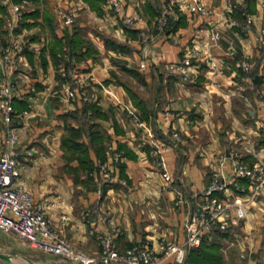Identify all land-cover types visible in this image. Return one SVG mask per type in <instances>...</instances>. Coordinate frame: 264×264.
I'll list each match as a JSON object with an SVG mask.
<instances>
[{
    "label": "crops",
    "instance_id": "obj_1",
    "mask_svg": "<svg viewBox=\"0 0 264 264\" xmlns=\"http://www.w3.org/2000/svg\"><path fill=\"white\" fill-rule=\"evenodd\" d=\"M19 1L22 18L17 36L27 41L20 50L18 67L10 72L17 87L12 100L21 161L16 180L31 190L53 222L60 223L62 212L69 214L59 224L60 231L73 246L90 255H98V235L104 232L111 233L121 249L138 240L156 245L161 236L183 241L195 194L206 188L214 169H222L218 155L236 148L245 159L254 160L252 148L264 142L259 127L264 118V44L256 37L264 24V0H204L207 13L191 11L189 0H178L165 25L159 16L166 0H125L127 13L144 15L143 21L130 25L135 35L103 0L99 11L88 0ZM230 2L236 6L231 7ZM4 7L0 4V27ZM59 8L73 9L75 22L60 24ZM46 14L54 20V31ZM85 24L96 28L84 32ZM214 29L221 33L216 42L211 38ZM65 30H77L98 49L75 60L83 71L81 87L90 100L78 90L69 96L62 92L63 78L50 44L54 33L63 36ZM99 32L132 48L105 47ZM144 32L148 40L142 39ZM193 46L203 54L195 59L192 78L172 73L170 63ZM208 51L215 64L207 57ZM243 53H249L255 62L253 76L236 64ZM115 56L123 59L121 63L111 60ZM122 71L131 79H122ZM85 103L98 105L100 113L90 106L82 110ZM88 122L98 124L102 140L91 142L84 134L79 139L88 142L97 163L108 166L110 177L82 169L63 149L67 126ZM3 124L5 128L4 120ZM3 131L0 153L5 147ZM175 132L181 137L175 138ZM154 139L168 144L163 151L173 174L168 186L155 155ZM118 142L125 148H119ZM110 144L122 151L119 160L123 166L113 159ZM101 145L105 156L100 161L96 149ZM226 165L223 173L231 177L232 166L228 161ZM257 206H252L257 212L264 210ZM252 207L248 217L256 213ZM249 259L248 264H263L257 253ZM0 264L76 263L30 245L14 231L0 229Z\"/></svg>",
    "mask_w": 264,
    "mask_h": 264
},
{
    "label": "built area",
    "instance_id": "obj_2",
    "mask_svg": "<svg viewBox=\"0 0 264 264\" xmlns=\"http://www.w3.org/2000/svg\"><path fill=\"white\" fill-rule=\"evenodd\" d=\"M105 5L123 18L129 25H134L144 20L143 13L129 14L125 11V0H103ZM178 0H166L159 21L165 25L169 12L175 11ZM0 4L8 7V16L5 25L9 30V40L2 39L0 33V69L2 81L0 83V111L6 123L5 147L0 153V229L3 231H14L16 235L27 241L34 247L50 251L70 258L76 264H184L187 260L189 250L199 246L203 240L215 233L229 228L235 222L248 217L250 208L264 198V142L252 148L254 160H247L243 152L238 149L223 151L217 157L222 162V169H214L212 178L206 188L197 192L196 201L188 211L185 222V238L178 242L166 236L157 239V244L149 240H138L124 249L119 248L114 237L109 232L98 235L100 249L98 255H90L85 250L73 246L60 231L59 224L69 218V214H60V223L53 222L45 213L42 203L35 201L30 189L16 180L19 174L20 159L18 157L19 132L14 121L13 97L17 91L16 83L10 76V72L18 66L16 52L21 47L15 28L18 25L22 11L19 0H0ZM231 7L236 4L230 2ZM189 10L209 12L204 0H189ZM60 24L70 25L75 21L76 13L70 8H59L57 10ZM143 40H148V35L141 34ZM221 33L218 29L211 32V38L216 42ZM257 40L264 44V24L256 35ZM69 57V48L66 47ZM199 47L193 46L187 50L185 55L170 63V71L179 73L184 78H192L195 59L202 56ZM211 62L214 56L210 51L206 52ZM74 66L67 70L64 62L58 63V68L63 76L62 92L69 96L75 90L84 99L90 100L86 90L82 86L83 77ZM237 66L244 72L253 70L255 62L249 53H243L237 58ZM263 95L262 92L259 93ZM140 123L139 119H135ZM260 133L264 138V118L259 120ZM175 138H180L178 132ZM155 143V155L158 164L163 168L162 175L166 186L173 179L172 172L167 168V160L163 151L168 147L165 142L153 140ZM114 160L122 159V151L109 145ZM227 161L232 166V176L226 177L223 170ZM94 173L110 177V169L105 164H99ZM100 192V188L98 189ZM90 232H94L90 229Z\"/></svg>",
    "mask_w": 264,
    "mask_h": 264
},
{
    "label": "trees",
    "instance_id": "obj_3",
    "mask_svg": "<svg viewBox=\"0 0 264 264\" xmlns=\"http://www.w3.org/2000/svg\"><path fill=\"white\" fill-rule=\"evenodd\" d=\"M88 1L92 8H95L99 11V1L101 0ZM45 17L47 19V23L54 31L55 23L52 16L46 14ZM123 24L126 30L129 31V33L135 35L136 30L132 29V27L124 21ZM98 36L101 40V43H103L105 47H110L116 50H130L132 48L129 43L118 40L104 33L99 32ZM64 44H67V46L69 47V57H73L75 58V60H78V58H82L85 55H91L95 52H98V49L97 47H95L93 41L89 38H84L79 35L77 30H74L72 32L65 30L63 36H58L56 33H54L53 40L50 44V51L55 61L57 62L56 64H58L60 61H64L67 70L72 68L74 66V63L70 62V59H67L64 56ZM256 71L257 69L255 68L250 72V74L253 76ZM88 106L92 107L95 112L100 113L99 106L95 105L94 103L89 105L85 103L81 109L86 111ZM116 126L117 124L115 123V127ZM97 127L98 124L95 122H88L87 124L83 123L82 125L78 126L69 124L67 126V131L62 135V146L64 151L66 152L67 158H76L79 167L87 170L88 172H92L94 171V169H98L99 164L102 162L101 160L105 156L104 147L103 145H101L96 149V155L101 161L97 163L90 155L88 142H85L84 139L82 140L79 138L84 134L87 138H89V141L91 142H94L95 140L101 141L102 139ZM117 146L119 148H125V144H122L121 142H118ZM127 151L128 150L126 149V152ZM129 153L130 152L128 151V154ZM118 164H121V166H123L121 160L118 161ZM228 230L229 229H224L220 232L227 233ZM219 246L220 243H218L217 241H210L205 238L199 246L192 247L189 250L186 264H223L224 259L221 251H219Z\"/></svg>",
    "mask_w": 264,
    "mask_h": 264
},
{
    "label": "rangeland",
    "instance_id": "obj_4",
    "mask_svg": "<svg viewBox=\"0 0 264 264\" xmlns=\"http://www.w3.org/2000/svg\"><path fill=\"white\" fill-rule=\"evenodd\" d=\"M3 9L4 10L6 9V11H5V15L3 18L2 26L0 27V33L2 35V39H4V40L8 39L9 40V38H10L9 37V30L5 25V19L8 16L9 11H8L7 6H5ZM21 11H22V4H21ZM57 17H58V14H57ZM21 18H22V14H21L20 20L18 22V25L15 28V34L16 35L18 33L17 30H18V27L20 25ZM62 25L68 26L65 24H62ZM93 25L92 24H87V25L85 24L83 31L88 32L89 30L95 29L96 27L93 28L94 27ZM93 31H91V32H93ZM17 38H18V36H17ZM18 40L21 43V47L19 46V50H17L16 55H15L17 57V61H19L20 50L23 47V45H25L24 41H27L24 39L20 40L19 38H18ZM66 45L67 44H65V46ZM66 47H68V46H66ZM64 51H65L64 56L67 59H69L67 51L66 50H64ZM111 60L121 63V61L123 59L115 56ZM60 62H64V61H60ZM70 62H72V63L75 62V58H73V57L70 58ZM77 69L80 72V75L83 76L82 75L83 71L79 68H77ZM2 71H4V70L0 69L1 77L3 76ZM58 71L60 73L59 68H58ZM122 73H121L122 79H127V80L131 79L128 77V75H127L128 73L123 72V71H122ZM42 74L44 76L46 75L45 72H43ZM60 75H61V73H60ZM61 77L63 78L62 75H61ZM2 128L4 130L3 132H4V141H5L6 126L4 128L3 118H2L1 111H0V130ZM256 205H258L259 207L262 206L264 208V198L261 199V201L258 202ZM258 206H257V208H259ZM252 208L256 211V213L250 217L242 218V219L238 220L237 222H235L232 226L227 228V229H229L227 233H221L220 231H216L212 235L206 237V239H208L210 241H217L218 243H220L219 251H221V253L223 255V259H224L223 264H248L249 260H250L249 259L250 255L252 256V255H254V253H257V256L262 258V260H263L262 262L264 264V210L263 211L261 210V212L260 211L257 212V209H255L254 207H252ZM184 264H186V262Z\"/></svg>",
    "mask_w": 264,
    "mask_h": 264
}]
</instances>
